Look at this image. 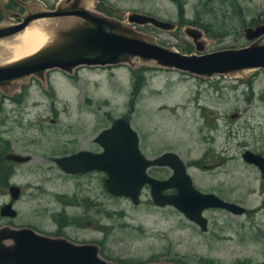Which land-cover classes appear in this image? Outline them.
<instances>
[{
  "label": "rangeland",
  "instance_id": "374dc122",
  "mask_svg": "<svg viewBox=\"0 0 264 264\" xmlns=\"http://www.w3.org/2000/svg\"><path fill=\"white\" fill-rule=\"evenodd\" d=\"M89 1L92 10L118 18L146 40L186 54L199 53L184 33L187 26L200 28L198 23L215 34L200 28L207 53L247 45L243 28L264 19V0H182L181 14L171 0ZM56 2L0 0V20L13 22L14 13ZM131 12L176 27L130 24ZM116 118L130 123L146 157L175 152L201 192L216 193L245 212L207 209L202 231L175 208L155 206L148 189L133 204L107 193L99 174L78 180L48 160L75 143L97 150L91 138ZM246 149L264 155L262 69L204 78L135 57L130 64L79 66L70 74L47 70L43 79L28 76L0 88V153L30 155L24 164L1 166L0 206L9 200L8 182L21 192L12 204L15 216H0V225L29 226L73 242L104 238V253L119 264H264V178L242 159ZM76 192L97 201L94 214L80 212Z\"/></svg>",
  "mask_w": 264,
  "mask_h": 264
},
{
  "label": "water",
  "instance_id": "95a60500",
  "mask_svg": "<svg viewBox=\"0 0 264 264\" xmlns=\"http://www.w3.org/2000/svg\"><path fill=\"white\" fill-rule=\"evenodd\" d=\"M25 5L24 2L14 0ZM85 0H58L51 9H35L12 16L18 21H0V40L11 39L36 19L46 20L47 41L33 52L13 61L0 63V88H13L15 82L33 76L44 78L47 70L59 69L72 73L81 66H108L130 64L135 57L153 61L157 66L173 68L194 76L209 78L231 75L249 69L264 70V21L243 28L245 46L204 52L206 41L200 28L187 26L184 33L191 39L197 53H181L146 40L134 28L116 17L97 12L84 5ZM134 25L149 24L161 30H173L175 23L155 16L131 12L126 17ZM46 27V26H45ZM102 150L98 153L81 151L56 157L55 163L65 173L102 171L106 190L113 196L129 198L133 204L140 201L144 185L150 186L153 203L159 207L171 206L202 231L207 230L208 208L224 209L241 215L245 207L226 201L213 192H201L194 187L186 163L172 151L154 157H145L139 149L136 131L125 118H116L95 137ZM242 159L257 167L264 178V155L246 149ZM4 159L23 162L28 156L7 153ZM152 166H167L168 178L158 180L147 174ZM170 188L175 194H165ZM9 201L0 206V216L14 217L11 203L19 194V187L8 185ZM0 264H119L99 253L98 245L76 243L64 236H51L30 227L0 225ZM157 264H170L160 261Z\"/></svg>",
  "mask_w": 264,
  "mask_h": 264
},
{
  "label": "flooded vegetation",
  "instance_id": "af4514ba",
  "mask_svg": "<svg viewBox=\"0 0 264 264\" xmlns=\"http://www.w3.org/2000/svg\"><path fill=\"white\" fill-rule=\"evenodd\" d=\"M20 1V0H19ZM263 21H261L260 23H262ZM51 70H55V69H51ZM56 70H59V69H56ZM59 71H61V70H59ZM62 72H64V71H62ZM65 73V72H64ZM97 135V134H96ZM96 135L94 136V137H92L91 138V143H92V145H95V146H98V149L96 150V149H93V148H89V147H81V146H78L76 143L73 145V148L72 149H62V150H60V153H58V155H56V156H52V157H50V159H48L51 163H54L58 168H59V166L55 163V161H54V159L56 158V157H62V156H66V155H70V154H72V153H78V152H81V151H85V152H92V153H98V152H100L101 150H102V148H101V146L96 142V140H95V137H96ZM141 151V150H140ZM7 153H18L19 155H22V156H28V159L26 160V161H23V162H16V161H12V160H6V159H4V155H6ZM141 153L143 154V152L141 151ZM144 155V154H143ZM145 156V155H144ZM3 159H4V162H7V163H10V164H12V166L13 165H21V164H24V163H26V162H28L29 160H30V155L29 154H23V153H19V152H16V151H9V152H6V153H4L3 154ZM14 167V166H13ZM164 168H168L167 166H152V167H149L148 169H147V174L149 175V176H151V177H153V178H156V179H158V180H163V179H166V178H168L169 176H170V174H171V170H170V168H168V170H169V172H166V170L164 169ZM59 170L62 172V174H64V175H66V176H72V177H75V179H78V180H81V178L82 177H84V176H88V175H90V174H99L101 177H100V180H101V183L103 184V186H104V188H105V185H104V180L106 179V177H107V175H106V173H104V172H102V171H97V170H93V171H84V172H75V173H65L64 171H62L60 168H59ZM11 173V172H10ZM192 182H193V180H192ZM5 183H6V181H5ZM8 185H12V183H10V182H8L7 183V185H6V191H7V186ZM14 185V184H13ZM193 185H194V183H193ZM194 187H196L195 185H194ZM143 189H148L149 190V194H151L150 193V186L149 185H144L143 187H142ZM197 188V187H196ZM198 189V188H197ZM105 190H106V188H105ZM199 190V189H198ZM107 191V190H106ZM20 192H21V189H20V187H19V194H20ZM107 193H109L108 191H107ZM164 193L165 194H175L176 193V190L174 189V188H170V189H167V190H165L164 191ZM110 194V193H109ZM216 194V193H215ZM7 195H8V192H7ZM75 201H77V206H78V208L80 209V212H90V213H92V214H94L93 212H91L92 211V208H91V206L92 205H98L97 204V201L96 200H93V199H91V198H89V197H84V196H81L80 195V193L79 192H76L75 193ZM111 196H113L112 194H110ZM140 195H141V193H140ZM9 196V195H8ZM151 196V195H150ZM113 197H115V196H113ZM77 199V200H76ZM16 200V199H15ZM14 200V201H15ZM9 201V200H8ZM7 201V202H8ZM14 201H12V203H11V205L13 204V202ZM151 201H152V199H151ZM6 202V203H7ZM153 202V201H152ZM4 204V203H3ZM154 204V203H153ZM156 206V205H155ZM101 207H103V206H101ZM157 207H159V206H157ZM208 209H216V208H208ZM205 210H207V209H205ZM204 210V211H205ZM106 213H108L107 212V210H104ZM203 211V212H204ZM95 212H96V210H95ZM2 217V216H1ZM92 219V218H91ZM90 219V220H91ZM90 220L89 221H86V223H90ZM207 221H208V219H207ZM2 225H9V224H2ZM20 226H24V225H18V226H13V227H20ZM26 227H29V226H26ZM31 228V227H30ZM32 229H34V228H32ZM103 230H106V229H104V227H102V229H101V231H103ZM37 231V230H36ZM41 233V232H40ZM56 233H61V231H56ZM51 236H60V235H57V234H55V235H51ZM76 243H92V244H96V245H98V248H99V251H100V254H102V255H104V257H106L107 259H112V260H115V262L116 261H119L120 259H118V258H112L111 256H108V255H106V253H104V238L103 239H96V238H91V239H83V240H76L75 241ZM104 253V254H103Z\"/></svg>",
  "mask_w": 264,
  "mask_h": 264
},
{
  "label": "bare ground",
  "instance_id": "6f19581e",
  "mask_svg": "<svg viewBox=\"0 0 264 264\" xmlns=\"http://www.w3.org/2000/svg\"><path fill=\"white\" fill-rule=\"evenodd\" d=\"M84 5L91 8L89 0H85ZM48 23L43 19L33 20L11 39L0 40V63L23 57L42 46L48 39L45 32Z\"/></svg>",
  "mask_w": 264,
  "mask_h": 264
},
{
  "label": "trees",
  "instance_id": "16d2710c",
  "mask_svg": "<svg viewBox=\"0 0 264 264\" xmlns=\"http://www.w3.org/2000/svg\"><path fill=\"white\" fill-rule=\"evenodd\" d=\"M172 2H174L176 5H177V7H178V11H179V14H181L182 13V11H183V7H184V2L182 1V0H171ZM262 21H264V19L262 20ZM261 22V21H260ZM256 23H259V22H256ZM195 24H197L198 25V27H200V28H202L204 31H205V33L207 34V35H211V36H215V34H212L211 33V31H210V29L208 30L206 27H204L203 25H201V24H198V23H195ZM194 25V24H193ZM136 80H138L135 84H136V90L139 88V80H140V78L138 77V78H136ZM4 159H3V154H2V152L0 153V170H1V166L2 165H4ZM104 254V253H103ZM119 261H122V260H119ZM139 263H141V261H136V263L135 264H139ZM124 264H128V263H126V262H124Z\"/></svg>",
  "mask_w": 264,
  "mask_h": 264
}]
</instances>
